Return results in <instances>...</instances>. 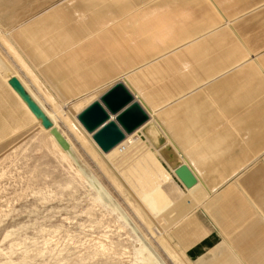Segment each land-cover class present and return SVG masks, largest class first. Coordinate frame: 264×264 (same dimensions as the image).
<instances>
[{"label": "rangeland", "instance_id": "obj_1", "mask_svg": "<svg viewBox=\"0 0 264 264\" xmlns=\"http://www.w3.org/2000/svg\"><path fill=\"white\" fill-rule=\"evenodd\" d=\"M162 1L0 0V264H154L144 249L160 264H194L179 246L181 224L173 221L178 213L173 211L174 202L168 201L173 189L168 179L150 162L132 164L130 174L149 189L150 202L164 205L163 223L146 214L122 180L95 158L86 134L74 124L73 130L56 107L63 105V97L69 102L86 103V91L90 93L97 83L114 79L112 75L119 70L114 67L115 56H105L95 39L101 23L110 26L127 13L112 12L107 15L110 18L99 19L100 11L124 6L136 10L137 6ZM240 1L202 0L203 8L210 10L213 4L232 11L237 6L252 10L264 3L245 0L242 5ZM141 10L144 9L137 11ZM86 17L93 18V22L85 32ZM231 27L240 39L250 40L249 50L264 55V46L255 51L260 38L264 39V9L238 18ZM206 32L201 28L196 36L188 38L183 50L202 52L204 56H232L230 63L235 66L248 59L247 49L227 26ZM8 33L17 41L14 47L19 54L7 43ZM176 47L180 45L173 46ZM26 49H32V56L26 55ZM149 57L154 56H140ZM101 64H113V68L104 67L99 73ZM254 66L248 63L237 70ZM11 78L20 83L42 118L29 109L22 97L17 98L8 82ZM170 79L157 76L140 86L148 92L158 91ZM49 81L56 82V88ZM79 108L75 105L71 110ZM44 121L48 123L45 128ZM78 132L86 138L85 144ZM140 137L145 141V136ZM65 151L70 152V157ZM125 166L121 164V168ZM160 184H166L167 192H155V186ZM183 208L188 209L185 205ZM188 222L192 220L184 221V228Z\"/></svg>", "mask_w": 264, "mask_h": 264}, {"label": "crops", "instance_id": "obj_2", "mask_svg": "<svg viewBox=\"0 0 264 264\" xmlns=\"http://www.w3.org/2000/svg\"><path fill=\"white\" fill-rule=\"evenodd\" d=\"M261 4L250 11L236 5L231 11L214 4V9H205L202 0H163L136 10L124 6L125 10L100 11L99 19L110 18L112 12L127 15L99 27L95 41L105 56H115L114 67L119 70L114 79L97 83L90 93L103 94L122 81L165 136L181 166L204 189L206 197L179 222V246L194 264H264V55L249 50L250 40L240 39L231 27L238 18L264 9ZM92 22L93 18L84 19L85 32ZM220 25L247 49V62L235 66L232 56L183 50L201 28L209 33ZM142 30L147 34H140ZM259 44L255 51L263 48L264 39ZM176 45L180 47L173 48ZM248 63L254 68L237 70ZM104 67L109 70L113 64L102 65L99 73ZM157 76L171 78L169 84L153 92L141 88ZM175 179L183 192L190 190ZM156 187L162 191L166 184Z\"/></svg>", "mask_w": 264, "mask_h": 264}, {"label": "bare ground", "instance_id": "obj_3", "mask_svg": "<svg viewBox=\"0 0 264 264\" xmlns=\"http://www.w3.org/2000/svg\"><path fill=\"white\" fill-rule=\"evenodd\" d=\"M7 37V43L10 45V47L12 49H14L17 53L18 51L16 50V48L14 47V44H16V40L13 39V37H11V35H9V33L6 35ZM26 42V41H25ZM19 43V42H18ZM21 44V43H20ZM18 44V45H20ZM22 46V44H21ZM18 47V46H17ZM23 47V46H22ZM21 47V48H22ZM20 50V48H19ZM32 49H26L27 56H32ZM21 51V50H20ZM25 52V50H23ZM22 53V52H21ZM19 54V53H18ZM23 55V54H22ZM35 58V57H34ZM26 59V58H25ZM31 59V58H30ZM252 59V58H251ZM33 60V58H32ZM37 58H35V62H36ZM33 61V62H34ZM247 62V61H246ZM243 63V62H242ZM30 64V63H29ZM31 65V64H30ZM241 65V64H239ZM42 66V65H41ZM40 66H36L35 68H39ZM238 68V67H237ZM41 69V68H39ZM36 72V71H35ZM13 80H16L15 78H11L8 82L9 85L11 86L13 92L15 93V95L17 96V98L20 99V97L23 98V100L26 102V104L28 105L29 109L37 114L39 116V118H42V114L41 112L33 105L29 102L28 98L22 93L21 88L23 89V87L20 85V87H17L14 83ZM48 81V80H47ZM52 84V87L54 86V88H56V82L53 81H49ZM20 84V83H19ZM47 84V83H46ZM210 84V83H209ZM113 85V84H112ZM108 90V89H107ZM18 93H17V92ZM101 92V91H100ZM99 92V93H100ZM98 93V92H97ZM96 92L90 94L89 92H87L86 94H84V98L86 99V103L82 104V103H78V102H69L66 101V99L63 97V105L59 106L56 105L57 107V112L59 114L62 115V117L64 118V120H66V122L70 125V127L73 128V124L76 125L78 127V129L81 130L82 133L86 134V136L90 139V150L91 152H93V154L96 156L95 158L98 159V161L104 165H108L110 167V169L114 172V174L120 179L122 180V182L124 183V185L126 186L127 190L134 196V198L138 201V203L140 204V206L142 207V209L146 212V214L154 220H157L159 222H164V218H162L164 216L163 214V209L162 207L164 205H155L152 204L150 202V197H151V193L148 191L149 189L145 188L140 182H138L137 178L133 175H131V170L133 169V165L134 162H136L138 165L139 164H144L145 162H150L152 165L154 164L158 169L156 170H160V172L162 173V176L166 177L168 179V184L173 188L172 189V195H170V200H168L170 203L174 202V206H173V211H175L176 213H178V218L175 221V219H173V221L178 224L181 219H183V217H185L187 215V213L191 210H193L194 208H196L199 205V202L202 201V199H204L206 197L205 191L203 188H200L199 185H194L193 187L189 188L190 190H188L187 192H183L177 185V183L173 180V178L171 177V174H173L175 176L174 170L173 169H169V171H167L165 169V167L162 165L161 161L166 165V162L164 160V158L162 157L161 154V149H155L153 148L152 144L148 141L147 138H145L146 140L140 141V134L143 135V130L145 127H142L140 129H138L137 131H135L134 133H132L131 135H128L124 138V140L119 143L116 147H114L112 150H110L107 153H102L101 150L99 149V147L97 146V144L93 141V135L91 133H88L87 131H85V129L83 128V126L80 124V122L78 121L77 117L78 115L85 109L87 108L92 102L96 101L102 94H97ZM104 93V92H103ZM139 97V96H138ZM62 98V97H61ZM55 100V99H53ZM94 100V101H93ZM138 101V100H137ZM91 102V103H90ZM62 103V102H61ZM90 103V104H89ZM80 106L78 111L72 112L71 108L72 106ZM24 107V104H23ZM63 110H66L65 112H63ZM51 117V116H50ZM54 121V120H53ZM40 122V121H38ZM43 127L44 125L48 124L47 122L44 121V123L42 122ZM45 128V127H44ZM76 129V128H75ZM48 130V129H47ZM77 130V129H76ZM79 133V132H78ZM80 139L82 140V142L85 144L86 142V138L81 134H77ZM144 136V135H143ZM57 137V136H56ZM55 139V138H54ZM59 139V138H57ZM59 141V140H58ZM61 142V141H60ZM59 142V143H60ZM145 143L149 144L151 146V148L154 150L152 151L150 146L148 145L147 147L145 146ZM62 146V145H61ZM168 146H170L168 144ZM63 147V146H62ZM66 154L70 157V152L69 151H65ZM167 157L168 153H164ZM170 158V157H169ZM256 158V157H255ZM170 161L173 165H176L177 162L176 160L174 161L172 158H170ZM125 163L126 166L124 168H121V164ZM136 164V165H137ZM150 164V165H151ZM146 166V165H145ZM129 167V168H128ZM131 167V169H130ZM140 167V166H139ZM86 169V168H85ZM130 169V170H129ZM143 169V168H142ZM145 169V168H144ZM152 170V169H150ZM83 170H79L78 172L83 174L82 172ZM87 171V170H86ZM136 171V170H134ZM142 171V170H140ZM148 171V170H147ZM143 172V171H142ZM146 172V171H145ZM159 172V174L161 175V173ZM87 173V172H86ZM90 173V172H89ZM131 173V174H130ZM154 173V172H152ZM158 173V171H157ZM91 174V173H90ZM148 174V173H147ZM149 175V174H148ZM156 175V174H155ZM154 174L152 176H155ZM159 175V178L162 177ZM146 176V175H145ZM151 176V175H150ZM147 177V178H150ZM157 176V175H156ZM93 177V176H92ZM138 177H141L140 175ZM176 177V176H175ZM89 178V177H88ZM156 178V177H155ZM139 179V178H138ZM154 179V178H153ZM152 179V180H153ZM165 179V180H167ZM90 180V179H89ZM151 180V181H152ZM163 180V179H160ZM159 180V181H160ZM95 181V179H94ZM143 181V178H142ZM145 181V180H144ZM159 181H157L159 183ZM148 182V181H147ZM156 182V181H155ZM151 183V182H150ZM161 183V182H160ZM163 183V182H162ZM166 183V184H167ZM248 183V182H247ZM168 185V186H169ZM96 186V185H95ZM154 186V185H153ZM169 186V187H170ZM156 187V186H155ZM164 187V186H163ZM170 187V189H171ZM152 188V187H151ZM150 188V189H151ZM169 189V188H168ZM155 190V188H154ZM167 190V189H166ZM157 190H155L156 192ZM165 191V189L163 190ZM100 192V191H99ZM167 192V191H165ZM165 192L164 193L165 195ZM103 196V201H105L104 198V193L100 192ZM160 193V192H159ZM106 194V193H105ZM153 194L156 195V193L153 192ZM170 194V193H169ZM168 195V194H167ZM163 196V194H160V197ZM155 197V196H154ZM162 198V197H161ZM159 198V199H161ZM163 199V198H162ZM167 199V198H166ZM107 200V199H106ZM190 201V204H188V201ZM154 201V200H153ZM167 201V202H168ZM106 202V201H105ZM160 202V201H159ZM187 206L188 209H184L183 207ZM183 206V207H182ZM181 208V209H180ZM179 209V210H178ZM190 213V212H189ZM127 218V217H126ZM172 221V222H173ZM158 222V223H159ZM157 223V222H156ZM154 228V227H153ZM163 229V227H161ZM156 234L159 235V233H157V229L154 228L153 229ZM165 233V231L163 232ZM101 242V241H100ZM145 251L148 252V254L155 260L154 264H160L158 262V260L153 256L152 253H150L147 249H144ZM144 261V260H143Z\"/></svg>", "mask_w": 264, "mask_h": 264}, {"label": "water", "instance_id": "obj_4", "mask_svg": "<svg viewBox=\"0 0 264 264\" xmlns=\"http://www.w3.org/2000/svg\"><path fill=\"white\" fill-rule=\"evenodd\" d=\"M13 83L20 87L17 80H13ZM21 91L23 93L22 88ZM29 102L34 105L30 100ZM77 119L85 131L93 135V141L102 153L109 152L126 136L145 127L143 135L153 148L161 149L162 157L166 164L174 170L176 178L187 189L196 184L193 175L185 166H181L179 157L171 146H168L160 129L122 81L114 83L96 101L85 108ZM165 152L174 161L176 160V165L171 163L170 158L164 154Z\"/></svg>", "mask_w": 264, "mask_h": 264}]
</instances>
